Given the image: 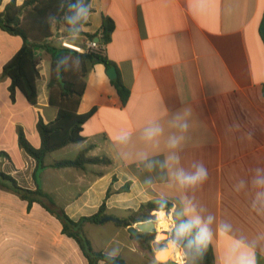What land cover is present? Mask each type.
<instances>
[{
  "label": "crops",
  "instance_id": "crops-1",
  "mask_svg": "<svg viewBox=\"0 0 264 264\" xmlns=\"http://www.w3.org/2000/svg\"><path fill=\"white\" fill-rule=\"evenodd\" d=\"M90 7L81 30L99 38L104 19L114 22L104 55L130 96L124 104L104 63H87L79 113L94 114L83 126L85 140L50 153L46 164L75 159L87 148L88 157L111 164L48 167L37 174L43 192L74 221L96 214L105 202L107 216L121 220L142 204L168 202V215H149L164 213L175 220L171 226L195 224L210 241L215 264H238L246 254L264 264V186L256 183L264 179V0H91ZM58 39L82 46L94 40ZM23 45L0 28V152L8 154L0 169L36 190V162L19 146V130L39 148L38 122L54 121L58 109L49 102L51 67L42 53L37 105L19 90L12 101L3 69ZM184 120L187 132L178 127ZM156 128L162 131L150 135ZM201 164L206 178H181L195 175ZM127 185L129 191L120 192ZM107 223L83 226L96 251L128 264H184V250L157 261L128 227ZM0 264L89 263L55 213L30 205L0 177Z\"/></svg>",
  "mask_w": 264,
  "mask_h": 264
},
{
  "label": "trees",
  "instance_id": "trees-1",
  "mask_svg": "<svg viewBox=\"0 0 264 264\" xmlns=\"http://www.w3.org/2000/svg\"><path fill=\"white\" fill-rule=\"evenodd\" d=\"M90 3L91 0H25L23 4L19 5L17 0H11L3 10H0V28L10 35L21 37L24 41L20 51L3 69V75L11 80L9 90L12 101H15L16 91L19 90L30 105H37V81L40 78L39 61L41 59L39 54L42 53L49 57L51 67L48 84L49 102L58 109L54 121L47 124L40 118L38 122L37 128L41 137L39 148L28 140L22 129L19 130V146L36 162L33 174L36 190L20 186L15 178L4 173L1 169L0 177L9 182L11 188L30 205L36 202L55 213L63 224L64 234L76 240L89 264H128L122 256H112L96 251L83 231L84 224H98L102 218L107 217L106 202L96 214L74 221L63 208L57 206L43 192L38 182V172L48 167L84 169L88 164H111V160L106 157H88L87 153L90 148L80 151L75 159L59 160L51 165L46 164V157L50 153L85 140L83 126L94 114V111L86 114L79 113V105L86 90L87 63L96 58L104 63L106 68L114 65L105 58L104 54H83L52 43L54 31L61 29H64V37L71 35H87L90 39L97 37L85 34L81 30L88 24L87 15L92 11ZM2 4L3 0H0V8ZM81 8L86 9V14H78ZM114 29V22L105 18L101 32L104 44L107 45L111 41ZM36 49H38L37 52ZM112 83L125 104L130 96L129 89L120 78ZM3 157H8V154L0 152V159ZM127 191H129V185L120 189V192ZM111 194L112 190L109 189L107 198ZM171 208L172 204L168 202L142 204L139 211L133 212L127 219H124V223L120 226L127 228L138 222L150 221L153 216L149 215V212L166 211L170 213ZM173 233L179 234L184 240L181 244L186 254L184 264H215L213 247L195 224L188 223ZM154 240L155 233L140 236L142 246L152 258H154V250L150 243ZM162 243L160 242V244Z\"/></svg>",
  "mask_w": 264,
  "mask_h": 264
},
{
  "label": "water",
  "instance_id": "water-1",
  "mask_svg": "<svg viewBox=\"0 0 264 264\" xmlns=\"http://www.w3.org/2000/svg\"><path fill=\"white\" fill-rule=\"evenodd\" d=\"M262 34L264 37V23L262 26ZM95 40L101 41V42L104 41L103 39H99V38H96ZM37 51H38V49H36V52ZM107 72H108V75H109L111 80L117 79V70L114 66L109 68ZM107 222H114V223L119 224V225L124 223V221L121 220L120 218H116L113 216L104 217L99 221V223H107ZM128 230L131 233V235H133L136 238H139L141 235H145V234H149V233H155V231L157 230V223L154 221L140 222V223H136L134 226L133 225L128 226ZM164 235H166V234H164ZM169 239L177 245V249L179 250V252L182 253L183 248H182L181 244L184 242L183 238L179 234L171 233V234H169ZM161 241L162 240H156V242H158V243H160ZM170 244H171L170 242H166V246L159 247L157 250H155L154 251V259L157 260L158 251H160L163 248H168L170 246Z\"/></svg>",
  "mask_w": 264,
  "mask_h": 264
},
{
  "label": "clouds",
  "instance_id": "clouds-1",
  "mask_svg": "<svg viewBox=\"0 0 264 264\" xmlns=\"http://www.w3.org/2000/svg\"><path fill=\"white\" fill-rule=\"evenodd\" d=\"M78 14H86V9H83V8L79 9ZM186 115H188V116L190 115V113L187 110H186ZM178 127L181 130V132H187L189 129V123L187 120H184L178 124ZM161 131L162 130L160 128L153 129V130H151L150 135H156V134L160 133ZM182 138L183 137H180V139H182ZM177 144H178V140L174 138L171 141V146L176 147ZM206 175H207V170L201 164V165H199L197 173L195 175L184 177L183 173H181V178L184 180H187L189 182L195 183L197 180H201V179L206 178ZM256 183L258 185L264 186V179H257ZM238 264H256L255 256L252 254L242 255L238 261Z\"/></svg>",
  "mask_w": 264,
  "mask_h": 264
},
{
  "label": "rangeland",
  "instance_id": "rangeland-1",
  "mask_svg": "<svg viewBox=\"0 0 264 264\" xmlns=\"http://www.w3.org/2000/svg\"><path fill=\"white\" fill-rule=\"evenodd\" d=\"M64 34V32L62 31V32H59V31H55V33L53 34L54 36H55V38L54 39H52V43L53 44H55V45H58V46H62V44H60V42H62L61 40L59 41V37H61L62 35ZM164 212H166V211H164ZM153 214H155V215H153V218L150 220V221H154V222H156L157 223V230L155 231V240L154 241H152L151 243H150V245H151V247H152V250H157L159 247H163L165 244H166V242H170V243H172V241L169 239V233H173L175 230H177L178 228H180L182 225L181 224H175V225H173V226H170V228L168 229V230H164L163 228H161L160 227V225L158 224V218H159V215H157V212H153ZM166 214L168 215V212H166ZM165 214V215H166ZM158 216V217H157ZM173 218H171V222L172 223H174L175 222V220H174V222H173ZM108 224V226H115V223H113V222H109V223H107ZM166 234V235H164V234ZM92 235V237H93V239H94V241L95 242H97V239H98V237H96L95 235H93V234H91ZM160 235H164V238L163 239H159V236ZM156 240H162L161 242H163L162 244H160V243H156L155 241ZM162 245V246H161ZM151 256V255H150ZM170 258H174L173 256H171V254H169L167 257H165L164 259H162V258H160V261L161 262H165V261H167V260H169Z\"/></svg>",
  "mask_w": 264,
  "mask_h": 264
},
{
  "label": "built area",
  "instance_id": "built-area-1",
  "mask_svg": "<svg viewBox=\"0 0 264 264\" xmlns=\"http://www.w3.org/2000/svg\"><path fill=\"white\" fill-rule=\"evenodd\" d=\"M99 39H101V37H99ZM62 46L83 54H104L106 49V44H104V42L95 39L88 41L84 46L71 45L67 42H62Z\"/></svg>",
  "mask_w": 264,
  "mask_h": 264
},
{
  "label": "bare ground",
  "instance_id": "bare-ground-1",
  "mask_svg": "<svg viewBox=\"0 0 264 264\" xmlns=\"http://www.w3.org/2000/svg\"><path fill=\"white\" fill-rule=\"evenodd\" d=\"M170 222H171V220H169L168 217L164 213H161L159 215L158 224L164 230H168L170 228V226H171ZM163 238H164V235L159 236V239H163ZM176 250H177V246L175 245V243L172 242L168 248H165V249L158 251L157 260L160 261V258L164 259L165 257H167V254H169V253H171V254L174 253L172 255L174 257V259L179 257V255L177 253L175 254Z\"/></svg>",
  "mask_w": 264,
  "mask_h": 264
}]
</instances>
